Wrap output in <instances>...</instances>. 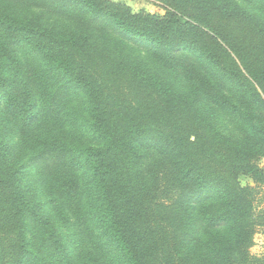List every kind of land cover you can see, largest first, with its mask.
I'll list each match as a JSON object with an SVG mask.
<instances>
[{
	"label": "trees",
	"instance_id": "1",
	"mask_svg": "<svg viewBox=\"0 0 264 264\" xmlns=\"http://www.w3.org/2000/svg\"><path fill=\"white\" fill-rule=\"evenodd\" d=\"M17 1L87 15L106 40L17 16ZM154 1L164 15L115 0H0V264H264L251 251L264 233V121L252 111L264 113V18L236 0ZM129 44L188 87L130 58ZM22 48L41 59L36 71ZM219 113L247 140L224 134Z\"/></svg>",
	"mask_w": 264,
	"mask_h": 264
},
{
	"label": "rangeland",
	"instance_id": "2",
	"mask_svg": "<svg viewBox=\"0 0 264 264\" xmlns=\"http://www.w3.org/2000/svg\"><path fill=\"white\" fill-rule=\"evenodd\" d=\"M124 2L132 7L134 11L145 10L147 12L156 13L160 15L165 14V10L162 6L154 1V0H115ZM239 4H241L246 9L255 12L261 15L264 18V6L261 4L259 0H236ZM11 12L17 16L31 19L36 22H42L44 24H49L55 26L57 29L65 32H90L94 38L98 40H106L107 31L99 24H96L89 20V16L83 14H57L47 5L36 1V2H25V1H17L15 2V7L10 8ZM101 26V27H100ZM126 53L130 58H133L142 64H146L151 67L153 70L159 72L161 76L178 87L179 90L183 91L188 87L187 81L183 76H179L177 73L170 72L166 69H163L159 66V64L154 60L152 56H150V49L146 47L138 48L132 44H129V47L125 49ZM185 52V51H183ZM19 58L21 60V65L23 67H27L30 69H34L36 71V67L40 66L41 59L39 56L30 48H22L18 51ZM40 83L43 82L41 77H37ZM1 109V107H0ZM254 113L257 115V121H264V113L259 108L252 109ZM213 119L217 127L227 136L233 137L238 140H247L248 131L244 127V125L234 116L229 115L227 113H219L214 116ZM12 139L11 143L13 146L18 144V137H10ZM87 142H91L90 138L87 137L83 139ZM33 148L26 147L22 149L21 154L23 155L22 162L24 164H28L30 162L31 155L33 153ZM28 162V163H27ZM26 169V175L28 183L33 187L40 188L39 195L37 196V200L40 202L47 203V195H45L43 189L40 185L41 171L39 166L31 165ZM260 166L264 168V158L260 161ZM29 173V174H28ZM241 182L244 185H255L254 181L247 177L241 176ZM258 195V203L260 207L264 206V185L260 187ZM215 206L212 204V207ZM73 219V216H71ZM29 237L34 242L33 233L30 231L28 233ZM38 242L35 248H37ZM253 254L257 256H262L264 254V233L261 229L255 235L254 245L251 248ZM193 255V254H192ZM194 264H204L201 260L194 256L193 258ZM210 264V263H207Z\"/></svg>",
	"mask_w": 264,
	"mask_h": 264
}]
</instances>
